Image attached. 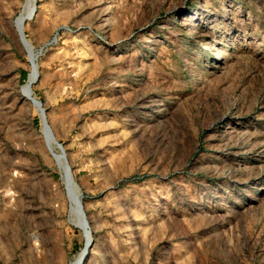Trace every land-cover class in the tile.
I'll use <instances>...</instances> for the list:
<instances>
[{"label":"rangeland","instance_id":"obj_1","mask_svg":"<svg viewBox=\"0 0 264 264\" xmlns=\"http://www.w3.org/2000/svg\"><path fill=\"white\" fill-rule=\"evenodd\" d=\"M0 264H264V0H0Z\"/></svg>","mask_w":264,"mask_h":264},{"label":"bare ground","instance_id":"obj_2","mask_svg":"<svg viewBox=\"0 0 264 264\" xmlns=\"http://www.w3.org/2000/svg\"><path fill=\"white\" fill-rule=\"evenodd\" d=\"M180 22L182 23V24H189L190 23V19L189 18H187V15H184L183 17H182V19L180 20Z\"/></svg>","mask_w":264,"mask_h":264}]
</instances>
